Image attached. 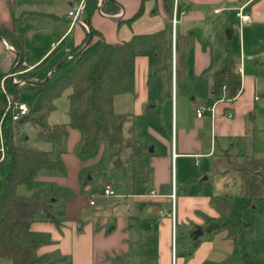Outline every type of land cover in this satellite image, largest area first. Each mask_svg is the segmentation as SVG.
Instances as JSON below:
<instances>
[{
	"label": "crops",
	"instance_id": "obj_1",
	"mask_svg": "<svg viewBox=\"0 0 264 264\" xmlns=\"http://www.w3.org/2000/svg\"><path fill=\"white\" fill-rule=\"evenodd\" d=\"M255 1L173 0L172 16L175 18V24L174 32L172 31V58L169 62L171 71L170 101H172L170 105L171 141L169 146L165 137L160 134H155L156 138L160 141L159 143L162 142L164 149H166L160 154L162 155L161 157L154 155L155 148L151 149V153L146 156L149 158L150 163V168L147 171L151 175L146 178L148 193L138 192L135 194L137 199L143 201L140 203V206H144L146 200L151 203H157L166 200V196L172 194L157 192L161 188V185L166 183L168 179H170L172 185L174 183L173 180L177 177L176 175L173 177L172 158L175 157L176 159L179 156L196 157L210 155L212 151V137L214 140V135L232 134L239 136L243 134L245 127L242 121L244 118L242 114L252 106L250 105L249 107L247 105V91L250 88H254L255 76L251 77L248 88L244 77L242 79L245 60L243 46H240L238 49L237 62V57L235 60L232 47L227 45L221 46L218 42L221 40V37L225 40H230L235 33L239 35L241 31L244 36L241 37L243 42L245 32L253 31V27L257 29L258 25L255 24L254 26L253 19L261 15L258 7L259 5L264 6V0ZM98 3H101V0H98ZM242 5V10L250 15L251 21L248 24L239 26L238 19L235 16V10ZM139 8H141L140 13L134 16ZM214 8H219V11L214 12ZM71 9H73L71 7V0H0V24L22 36L26 56L21 64V69L24 71L31 69L53 50H55L53 56L55 59L64 58L73 54L74 48H81L86 41V31L89 28L84 20H73L72 16L68 14V11ZM217 15L218 19L216 18ZM167 18L168 15L163 7L162 0H105L101 7H97L91 13L89 22L92 28L105 41L114 43L128 40L136 33L154 32L164 26ZM228 19H231L232 22H227ZM195 24L201 25L204 30L206 29L208 31V38L205 42H201L192 33V28H194L193 26ZM209 25L212 27L211 29H208L207 26ZM222 25L225 26V29L221 35ZM227 28L231 29L230 38L225 35ZM176 32H188L194 38L186 52L185 75L181 78L184 81L183 83L186 89L194 90L198 81L200 82V78L205 79L207 88L210 87L209 74L217 69L222 58L224 47L231 49L235 67H241V72H239L241 77L240 90L233 99L217 102L214 106V115L207 109L200 116H196V104L193 105L191 103L189 105L190 102H188V106L184 103L187 106L182 104L179 110L176 103H173L174 92L176 93L173 87L181 80H175L176 53L174 37ZM255 33L260 35L257 31ZM261 43H264V40ZM7 44V42L3 43L0 40L1 49L9 54L8 59L3 63L5 68L3 70L1 69V71L6 73L11 70L12 62L16 56L5 46ZM147 50H149L151 59L147 63L146 68L148 70L152 68L153 72L156 60L155 51L148 48L135 57L134 83L138 63ZM254 54L264 56V48H254L251 51H247L246 59H252ZM228 101L229 105L227 104ZM204 102L209 103L210 101L206 100ZM173 106L175 110H173ZM227 113H229V116H227ZM82 138L83 135L81 132L67 126V134L56 144L59 148L52 146L51 149H44L53 152L55 156L60 158L63 165L62 170L58 171L57 174L39 171L35 181L32 182L38 183L39 185L42 183L52 184L50 190L52 196H56L53 200L60 196L65 197L67 219L74 218L71 212L76 208L75 199L82 196L79 190L81 168L91 160L80 161L73 151L75 143H82ZM64 142L66 144H62ZM224 151L227 150H223L221 155ZM184 182L185 179L180 177L179 183L183 184ZM54 184L62 187L63 191H54ZM183 197L191 200L197 196L185 195ZM170 198L171 209L169 210L173 212V216L170 215L171 217L167 213L168 210L167 212L165 211L166 213L164 215L157 218H152L146 214L139 215L134 217V221L136 222L134 225L129 222V216H120L121 220L116 229H114L115 225L112 224L109 229H96L93 232L92 230L83 232L82 228L85 225L83 223H81L80 230H78L79 228L76 227L75 222L72 220L65 224H57V222L50 220H36L30 224L29 229L23 235L31 232L38 234L36 238H32L40 241L36 248V254L41 256L42 261L47 264H146V260L143 259L144 257H141L137 251L135 254L131 253L128 241L131 235L137 232L138 229H140L139 238H142V229L136 226L137 222H139V224H143H141L142 228L149 225L153 229L155 227L158 228L153 235L154 237L149 242V246L155 247V252L157 251L158 253L154 264H232L229 255L226 253L227 250L224 251L221 247L217 246L214 240L208 239L201 241L199 236L195 238L192 235L189 245H186L184 243L185 241L182 242V250L179 254H174L173 227L176 223V216L180 214L182 216V218L180 216L182 222H186V217L184 216L187 212L183 207V210L181 208L178 213L177 208H174V200L171 196ZM209 218V215H205L203 221L206 223L211 221L208 220ZM203 221H197L195 224H201ZM210 232L208 231V234H211ZM225 233L226 235L229 234L226 231ZM215 235L220 234L216 233ZM218 242L220 243V241ZM129 252L130 254H128ZM242 255L237 262L234 260V264H242ZM0 264H8V262L0 259ZM252 264H254L253 261Z\"/></svg>",
	"mask_w": 264,
	"mask_h": 264
},
{
	"label": "rangeland",
	"instance_id": "obj_2",
	"mask_svg": "<svg viewBox=\"0 0 264 264\" xmlns=\"http://www.w3.org/2000/svg\"><path fill=\"white\" fill-rule=\"evenodd\" d=\"M78 2H81V0H78ZM255 2H258V0ZM258 9L261 11V15L253 19L254 26L255 24L258 25L257 29L253 27V31L245 32L243 42L241 39L243 36L242 31H239V35L235 33L230 40H225L221 37V40L218 42L221 46L227 45L232 47L235 60L237 57V62L238 49L240 46H243L245 60L242 79L244 77L248 88L251 77L255 76L254 88H250L247 91V105L249 107L250 105L252 106L242 114L244 116L242 121L245 127L243 134L239 136L232 134L214 135L215 138L213 140L212 137V151L210 155L172 158L173 177L174 175L177 177L173 180L174 183L172 185L170 179H168L157 190L158 193H172L174 208L176 207L179 213L180 209L182 208L183 210L184 207V210L187 212L184 216L186 217V222H182L180 214L176 216V223L173 227V248L175 249V255L179 254L182 250V242L185 241L184 243L189 245L194 230L200 226L202 227V232L199 234L200 240H214L217 246L221 247L224 251L227 250L226 253L229 255L232 264L239 260L241 254H249L254 264H264V200L258 203H247V200L238 192L237 184H223L226 180L232 182L236 173L226 165L221 155L223 150H227L229 153L241 152L242 154L253 156L264 155V134L261 131L262 127H264V56L254 54L252 59H246L247 51H251L254 48H264V43H261L264 40V6L259 5ZM216 18L218 19V15ZM228 21L232 22L231 19H228ZM193 27L192 33L201 42H205L208 38V31L198 24H195ZM207 27L208 29L212 28L210 25ZM224 29L225 26L222 25L221 35ZM256 31L260 35H257ZM99 36L96 33L93 35L92 40H96ZM7 46L9 45L7 44ZM71 55L73 54L66 57ZM8 57L9 54L0 47V67L2 70L5 68L3 63ZM150 59L151 56L149 50H147L138 63L133 91L116 94L113 100V106L116 111L128 112L132 115L134 138L143 146L142 156L133 161V167L125 166V168H122L113 165L105 140L99 141L100 143L98 142L96 150L92 154L81 151V142L75 143L73 151L77 155L76 157L80 161L91 160L81 168L79 190L82 196L75 199L76 208L71 212L74 218L67 219L64 196L57 197L55 200L53 198L56 196L50 197L49 200L53 203L54 214L58 217V221H55L57 224H65L72 220L75 222L76 227L79 228L78 230H80L81 223H83L85 224L84 228H82L83 232L87 230H92L93 232L96 229H109L112 224L115 225L114 229H116L121 220L120 216H129V222L135 225L134 217L139 215L146 214L152 218H157L164 215L167 210L169 216L171 215V211L169 210L171 209L170 194L166 196V200L157 203H151L146 200L144 206H140V203L143 201L137 199L135 195L138 192L148 193L146 178L151 174L147 171L150 168V163L149 158L146 156L151 153V149L155 148L154 155L161 157L162 155L160 154L166 149H164L162 142L159 143L160 141L156 138L155 134L165 137L169 146L171 141L170 105L172 101H170V94L167 93L168 89L171 91V85L168 87L165 73H153L152 68L149 70L146 68ZM183 82V79H181L173 87L176 91V93L174 92L173 103H176L179 110L180 105H188V102H190L189 105L191 103L197 105L199 102L206 100L210 101L209 103L214 101L211 98L210 87H206L205 79L200 78V82L198 81L194 90L186 89ZM69 91L70 88H67L61 95L55 98V108L48 116L49 123L66 122L68 120L67 93ZM10 95L17 102L25 103L27 106H29L35 97L34 92L23 88L15 90ZM227 104L229 105V101ZM173 110H175L174 106ZM36 129L35 125L29 121H25L21 125V134L18 137V142L26 147L37 149H51L52 146L59 148L56 144L37 139L35 137ZM62 144H66V142ZM50 155L52 157L55 156L53 152H50ZM133 169L135 172H133ZM41 172L58 173V171L50 170H41ZM180 177L185 179L183 184L179 183ZM106 183L112 186L115 192L114 195H104L102 193V186ZM53 186L54 191H63L62 187L56 184ZM40 187L50 189V187L52 188V184H20L17 187V192L29 195ZM185 195L197 197L189 200L187 197H183ZM89 200H92L91 204ZM205 215H209L210 218L208 220L211 221L204 222ZM201 220L203 223L195 224ZM224 220L235 222L229 228L228 235L225 233V231L227 232V228L225 227H220L213 231L208 230V225L211 222L218 223ZM138 224L139 222H137L136 226L142 229V238H139L140 229L131 235V238L128 240L130 251L134 254L137 251L141 257H144L143 259L146 260V264H154L158 253L157 251L155 252V247L149 246V242L154 237L153 235L158 228L155 227L153 229L149 225L144 227V229L141 226L142 223ZM208 231H211L212 235L208 234ZM216 233L220 235L216 236ZM213 235L217 239H212ZM37 236L38 234L28 233L22 235V241L28 242ZM230 248L232 249L229 250ZM0 259L5 260L8 264L11 262L10 258L6 256H0Z\"/></svg>",
	"mask_w": 264,
	"mask_h": 264
},
{
	"label": "trees",
	"instance_id": "obj_3",
	"mask_svg": "<svg viewBox=\"0 0 264 264\" xmlns=\"http://www.w3.org/2000/svg\"><path fill=\"white\" fill-rule=\"evenodd\" d=\"M104 1L98 3V0H86L81 17L88 25L85 40H89L83 47L74 48L73 55L61 61L63 57L54 59L55 50L51 51L31 69L17 75L26 80L19 86L4 77L6 72L1 71L0 67V256L9 257L11 264H47L36 254L40 241L32 239L23 242L22 235L33 221H58L53 203L49 200L51 190L40 187L24 195L17 192V187L35 181L41 170L61 171L63 168L60 158L52 157L48 150L26 147L18 142L21 125L29 121L37 127L36 138L52 144L62 140L67 134V126L72 127L83 135L81 150L84 153L94 152L98 142L105 140L113 165L133 167V161L143 154V146L134 138L132 115L115 111L113 98L116 94L133 91L135 57L148 48L155 51L153 73H165L168 87L171 85L169 62L172 58L173 0H162L168 15L163 27L151 33H136L128 40L114 43L100 36L92 40L98 32L90 25L89 17ZM77 2L71 0L73 9ZM140 11L141 8L134 16ZM0 35L13 50L20 53V58L15 56L11 66L21 69L26 56L22 36L1 24ZM193 40L191 33L175 34L176 81L185 75L186 52ZM53 67L47 81L39 84ZM209 84L214 100L221 97L231 100L240 90L241 77L235 70L230 48H223L217 69L209 74ZM19 88L34 92L35 97L28 106V112L14 120L7 108L6 93ZM67 88H70L67 93L68 120L49 124L48 116L55 107L54 100ZM167 93L171 94V91L168 89ZM261 131L264 134V127ZM222 156L226 165L236 173L232 182L226 180L223 184H237L238 192L247 203L264 200V155L224 151ZM234 223L230 220L211 222L208 230L225 227L229 233ZM242 264H252V257L243 254Z\"/></svg>",
	"mask_w": 264,
	"mask_h": 264
},
{
	"label": "built area",
	"instance_id": "obj_4",
	"mask_svg": "<svg viewBox=\"0 0 264 264\" xmlns=\"http://www.w3.org/2000/svg\"><path fill=\"white\" fill-rule=\"evenodd\" d=\"M85 2H86V0H81V2L78 3V5L75 7V9H71L68 11V14L72 16L73 20L79 19V16H81V11L84 8ZM242 8H243V5L238 7L235 10V16L238 19V25L239 26H242L244 24H248L251 21L250 15L248 13L244 12L242 10ZM213 11L217 12V11H219V8H214ZM171 23H172V31L174 32L175 18L173 16L171 19ZM235 70L237 72H241V67L236 66ZM23 71H24L23 69L12 68L11 70H9L6 73V75L4 77L10 78L12 83L19 86V85L24 83L25 79L19 78L17 75ZM4 77L1 80V86H2V81H3ZM6 99H7V103H8L7 108L9 109V112H10L12 119L16 120L28 112L29 107L25 103L17 102L15 100V98L11 97L10 93H6ZM222 100H224V99L221 97L217 100H214L212 103H207L204 101L199 102L195 107V115L200 116L203 113V111L207 110V109H209L211 111V114L214 115L215 104L219 101H222ZM227 116H229V113H227ZM102 193L104 195H114V190L109 183H106L102 186ZM171 196H172V194H171ZM172 198H173V196H172ZM89 203L91 204L92 200H89ZM171 216H173V212H171Z\"/></svg>",
	"mask_w": 264,
	"mask_h": 264
},
{
	"label": "water",
	"instance_id": "obj_5",
	"mask_svg": "<svg viewBox=\"0 0 264 264\" xmlns=\"http://www.w3.org/2000/svg\"><path fill=\"white\" fill-rule=\"evenodd\" d=\"M79 19L81 20V21H83V18L81 17V16H79ZM225 35L228 37V38H230V36H231V29L230 28H227L226 30H225ZM0 40L4 43V42H6V40L0 35ZM88 40H89V38H87L86 39V41H85V43L83 44V45H85L87 42H88ZM7 48H9V50H11L16 56H18V58H20V53L18 52V51H16V50H13L12 49V47H9V46H7V45H5ZM66 58V57H65ZM64 58V59H65ZM62 61V60H61ZM54 70V67L53 68H51L50 70H49V72L47 73V75H46V77L44 78V80H42L41 82H39V84H44L46 81H47V79H48V76H49V74L52 72ZM26 81V80H25ZM24 81V82H25ZM202 232V227H200V226H198L195 230H194V232H193V237H197V236H199V234Z\"/></svg>",
	"mask_w": 264,
	"mask_h": 264
}]
</instances>
